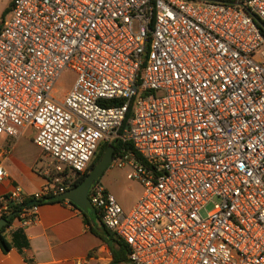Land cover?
<instances>
[{
  "label": "built area",
  "instance_id": "1",
  "mask_svg": "<svg viewBox=\"0 0 264 264\" xmlns=\"http://www.w3.org/2000/svg\"><path fill=\"white\" fill-rule=\"evenodd\" d=\"M254 16L264 23V0H11L0 136L31 128L56 165L31 195L0 194V214L31 199L17 220L37 223L38 201L71 189L63 167L83 173L100 143L119 140L132 150L110 164L130 169L140 197L124 213L98 182L88 198L131 264H264V37ZM65 69L74 81L59 93Z\"/></svg>",
  "mask_w": 264,
  "mask_h": 264
},
{
  "label": "crops",
  "instance_id": "2",
  "mask_svg": "<svg viewBox=\"0 0 264 264\" xmlns=\"http://www.w3.org/2000/svg\"><path fill=\"white\" fill-rule=\"evenodd\" d=\"M10 3L11 0H0V27ZM33 139L34 131L28 127L16 138L0 136V165L6 173L0 182V194L19 188L29 196L46 183L42 164H38L44 153L43 157H34L26 149V144L35 145ZM134 204L124 208L119 205L127 213ZM12 227H19L17 219ZM92 229L104 233L95 209L82 211L66 199L46 200L39 205L38 222L23 228L28 248L23 252L16 248L3 252L0 248V264H131L126 256L113 259L112 250L118 251V244L108 235H96Z\"/></svg>",
  "mask_w": 264,
  "mask_h": 264
},
{
  "label": "trees",
  "instance_id": "3",
  "mask_svg": "<svg viewBox=\"0 0 264 264\" xmlns=\"http://www.w3.org/2000/svg\"><path fill=\"white\" fill-rule=\"evenodd\" d=\"M7 12V11H6ZM254 22L256 23L257 27L259 28V31L264 37V23L258 19L257 17H253ZM115 101L108 102L109 105L114 104ZM130 113H128L127 116H129ZM124 126V125H123ZM108 146H112L114 148L113 156H116L122 151H129L132 150V145L129 142H122L119 140H115L113 142H102L98 145L87 169L83 173L76 174L74 177H67L65 179L66 182L70 183V188H74L78 185H80L84 179L86 178L89 170L98 162V160L101 158L102 154L104 153L105 149ZM64 174V172H63ZM99 180H97L94 183H98ZM46 200H58L63 201V198H43L39 200V204L43 203ZM31 199H25L22 204L15 203L13 201H10L7 203L8 205V211L7 213L0 214V218L7 217L10 214H13L7 221V224L0 228V248L3 252L9 251L11 248H16L19 252H23L25 248H28L29 243L26 238V235L23 231V228L21 227H12L13 221L15 219L19 218V213L21 210V207L26 206ZM96 210V209H95ZM97 211V210H96ZM99 220L101 221L100 215ZM102 223V221H101ZM103 225V223H102ZM93 233L96 235H108L109 238L113 240L116 244H118V251L112 250L113 259L118 258H125L127 257L128 248L125 243H123L121 240H119L117 237L114 236V234L109 231L104 225H103V234H99L96 230L92 229ZM112 264V263H111Z\"/></svg>",
  "mask_w": 264,
  "mask_h": 264
},
{
  "label": "rangeland",
  "instance_id": "4",
  "mask_svg": "<svg viewBox=\"0 0 264 264\" xmlns=\"http://www.w3.org/2000/svg\"><path fill=\"white\" fill-rule=\"evenodd\" d=\"M74 81V73L65 69L61 72L57 88L59 93L70 89ZM26 149L29 154L34 157H43L42 151L40 148L35 146L32 143L26 144ZM38 164H42L41 171L48 169L52 171L53 167L56 165L49 157L44 156L43 159L38 161ZM64 175L67 177H73V173L66 167H63ZM52 174V173H51ZM63 176H60L62 180ZM99 183L107 188L108 191L113 195L115 200L124 208L128 207L135 203L138 196L141 195L143 191V186L138 181L134 180L130 176V169L125 167H117L115 165L109 164L108 167L99 177ZM212 208V204L209 203L206 205L205 210L202 211V214L205 215V211H209ZM128 211V210H127Z\"/></svg>",
  "mask_w": 264,
  "mask_h": 264
},
{
  "label": "water",
  "instance_id": "5",
  "mask_svg": "<svg viewBox=\"0 0 264 264\" xmlns=\"http://www.w3.org/2000/svg\"><path fill=\"white\" fill-rule=\"evenodd\" d=\"M113 152L114 148L112 146H108L98 162L89 170L84 181L80 185L60 194L58 197L70 201L82 211H93L94 207L88 198V190L90 186L99 179L100 175L111 163L113 159ZM12 215L13 214H10L7 217L0 218V228L7 224L8 219Z\"/></svg>",
  "mask_w": 264,
  "mask_h": 264
}]
</instances>
